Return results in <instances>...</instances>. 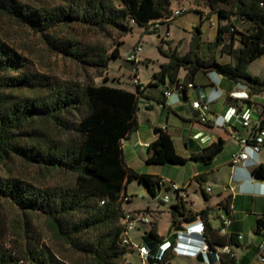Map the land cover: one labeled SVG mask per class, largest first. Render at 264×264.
Instances as JSON below:
<instances>
[{
	"label": "trees",
	"instance_id": "16d2710c",
	"mask_svg": "<svg viewBox=\"0 0 264 264\" xmlns=\"http://www.w3.org/2000/svg\"><path fill=\"white\" fill-rule=\"evenodd\" d=\"M180 1L0 0V18L41 36L52 52L84 72L102 76L110 70L112 60L121 58L123 42H117V48L109 54L77 38L61 39L57 37L59 31L81 28L123 39L138 26L160 36L164 43L161 28L170 27L177 18L173 16V4ZM207 2L211 15L217 17V22H211L217 30L215 39L204 42L201 27H195L185 53L179 46L174 48L173 42L167 43V50L160 49L167 63L143 91L135 85V93L105 83L97 85L92 78L61 81L39 73L0 35V202H10L25 214L45 218L52 241L49 244L36 233L30 236L29 224L25 223L23 234L0 241V264H131L128 257L136 249L124 244L123 221L133 215L123 209L124 203L130 202L127 188L136 181L156 197L165 185L157 176L129 168L124 160L123 143L138 128L139 103L146 90L167 85L172 94H183L190 86L195 88L199 75L216 73L248 87L251 95L264 93V80L248 73L250 65L264 57V0ZM225 56L230 59L228 63H222ZM129 63L136 70L140 64ZM213 64L216 70H210ZM182 71L186 73L184 79H180ZM41 124L50 125L57 136L45 133L39 128ZM156 130L159 134L148 148V166H185L189 161L211 165L225 149V141L219 139L197 156L183 158L176 153L171 135ZM16 162L47 174H67L72 181L53 186L29 183L12 172L9 165ZM252 177L264 181V164L253 170ZM195 180L205 182L203 176ZM168 189L173 190L171 185ZM174 192L178 202L170 207L173 223L197 217L204 228L208 254L219 264H236L232 247L240 242L238 236H220L211 225L209 208L195 213L181 197L184 190ZM201 192L208 202L211 197L207 190L201 188ZM223 208L231 219L232 197ZM151 224L150 236L160 242L156 225ZM255 233L264 237V214L256 220ZM227 247L230 252H226ZM171 250L165 252L160 264H170L167 256Z\"/></svg>",
	"mask_w": 264,
	"mask_h": 264
},
{
	"label": "rangeland",
	"instance_id": "374dc122",
	"mask_svg": "<svg viewBox=\"0 0 264 264\" xmlns=\"http://www.w3.org/2000/svg\"><path fill=\"white\" fill-rule=\"evenodd\" d=\"M28 3L32 0H27ZM177 9H183L184 12L181 17L175 18L170 27L163 25L161 28L162 37H166L168 32L170 33L168 39L162 42L157 35L147 33L145 29L135 26L133 32L127 37L120 39L116 34L108 35L106 33H96L93 31L84 30L81 28H73L68 31H59L57 37L61 39L77 38L84 42L86 45L99 46L108 51L110 54L115 48H117V42H123L120 47L121 58L112 60L110 62V70L100 76L95 72H84L81 67L73 63L68 59L56 55L49 48L45 40L39 36L32 34L28 29L21 28L15 23L10 22L7 19L0 18V35L1 37L19 54L26 56L33 64L35 70L39 73L47 74L61 81H84L87 78H92L97 85L105 83L112 87H120L130 92H137V87L134 84L135 76H137L141 83L148 86L153 80L156 73L161 69V66L166 62V58L160 53V49L167 50V43H172L173 47L179 46V50L185 53L189 48V41L192 38L195 27H201L204 40L215 39L217 30L216 27H211V22H217V17L211 15L212 12L208 6L207 0H181L173 4V11ZM241 29V28H240ZM141 42L143 45V51L139 53V63L137 70L135 66L128 62L127 57L133 48ZM206 49L202 50V54L205 55ZM248 73L253 77H258L264 80V57L254 61L250 67ZM184 79V78H183ZM198 85L205 83L203 77H199L197 81ZM227 90H232L231 96L233 100L224 98L216 105L220 111V114L225 117L226 120L235 117L238 114L239 118L234 125L240 131L243 132V121H250L251 127H261L264 122V94L260 96L253 95L252 98L249 95L248 87L243 84H235L227 81ZM152 92V91H151ZM202 95L206 92L201 90ZM203 97V96H202ZM141 112L138 114L140 122L143 126L148 125L150 122L153 127H162L166 125L165 115L162 108L158 107L156 103H153L154 110H147L143 107V100L140 99ZM188 104L183 102L179 103L177 108H185ZM212 107H215L212 105ZM211 107V108H212ZM201 112L199 116H201ZM211 116V112L208 113ZM190 119H195L194 115ZM170 131L176 139L177 152L181 155L184 154V142L188 139L189 130L185 132V127L179 120L175 119L173 115H170L168 123ZM39 128L50 136H57L56 131L48 125L41 124ZM197 138V137H195ZM226 147L223 153L216 159L214 167H218L214 174L209 177L208 182L205 184L213 189L212 193V210L216 211V204L218 197L226 191H231L234 194L236 200L235 217L238 222L246 227V231L243 233L245 240L242 241V245L245 243H251L256 240L254 237L252 228H250V222L254 219L251 216L252 207L250 205L251 200L237 197L235 190L236 184L230 176V170L227 164L234 151L237 150V143L232 140H224ZM146 152V151H145ZM261 157L264 164V148L262 150ZM12 172L15 175L22 176L24 180L29 183L36 184L38 186H53L68 184L72 181V177L67 174L52 172L50 174L43 173L35 167H29L20 162L9 165ZM137 167V166H135ZM145 171H156V166H148L145 163L141 165ZM255 167L253 170L257 169ZM189 168L185 166H172L163 167V170L168 171L170 176H163L168 180L164 186L158 191L157 196L153 197L148 193L143 185L138 182L131 183L127 188V196L130 202H125L123 205L124 211L129 214H133L136 217L147 216L152 223L154 221L159 222L158 230L161 237L168 238L173 230L169 211L171 205L177 202V194L174 190L168 189V184H175L180 189L188 188L190 181ZM5 174V172H3ZM191 199L189 202H193L194 208L201 209L207 207L208 203L204 198L201 189L197 184H193L188 189ZM249 205V206H248ZM264 205V202H263ZM29 213H23L19 208L10 202H0V241H8L12 237L18 234H23V226L25 223L29 224V235L40 234L46 238V241L50 244L51 234L48 230V223L45 218L30 216ZM214 216V214H213ZM214 223L220 225V221L214 217ZM135 230L131 231L128 235L133 242V246L137 249L140 245H146L151 253V260L146 264H155L156 256L159 254L160 245L156 244V241L151 238L150 234L153 230L152 224L143 225L140 222H136ZM193 227V226H192ZM191 227V228H192ZM237 256L240 262L245 260V263H251L252 256H248L244 251L239 250ZM128 261L131 264H144L139 256L138 251L129 255ZM173 264H193V260L188 257H177L172 260Z\"/></svg>",
	"mask_w": 264,
	"mask_h": 264
},
{
	"label": "crops",
	"instance_id": "0c3cea01",
	"mask_svg": "<svg viewBox=\"0 0 264 264\" xmlns=\"http://www.w3.org/2000/svg\"><path fill=\"white\" fill-rule=\"evenodd\" d=\"M158 38H160V36H158ZM204 42L208 43V42H211V40H204ZM229 61L230 59L226 56L222 58V63H228ZM165 63H167V59H166V62H164L163 64ZM185 75L186 73L182 71V73L180 74V79H183ZM199 77H203L205 81L203 85H198L197 81ZM227 81H230V80L225 79L224 77L216 73L199 75L196 78L195 88H192V89L188 88L186 93H183V94L179 93L178 91H173V94L170 97L165 96V92L170 90V87H168L167 85H154L152 87H149L146 90L142 98L143 107L147 110H154L153 103H156V105L162 108L163 110V113L165 115L166 125L162 127H153V125L150 122H148V125L143 126L138 116L137 130L133 132L132 134H130L124 140V143H123L124 160L127 166L140 174L157 176L161 178L165 184L168 183V180L163 178V176H170V173L168 171L163 170V167H168V166H156V171L155 170L145 171L141 167L142 163H145L148 157V148H144L142 144H152L156 140V137L153 134L156 128L165 130L167 133L171 135L172 139L174 140L176 153L183 158H190L188 157L189 154H191V157L197 156L200 152H202L204 148L208 147L214 142H217L219 139H223V140L233 139L238 144L237 142L238 138L249 137L252 134V131L256 126L251 127V128L250 127L245 128L244 127L245 121H243L242 127L244 130L242 133H240L237 127L234 126L236 125L235 123L237 122V119L239 118L238 114H235L234 118L232 117L231 119L226 120L225 117L220 114V111L218 107L216 106L218 102H220L224 98L226 99L224 101L225 103L228 100L234 99L231 96L233 91L226 89L228 85ZM201 90L205 91L206 93L202 95V93H200ZM261 94H264V93H261ZM261 94L255 95V96H260ZM249 95L252 98L253 95L250 94V90H249ZM194 101H200V102L211 101L212 102L211 107L212 105L215 106V107L210 108L212 120L208 124L202 123L200 121L201 119V116H199L200 111L195 110L192 106ZM181 102L188 104V106L185 108H177L176 106H178L179 103ZM141 109L142 108L140 107L138 114L142 111ZM170 115H173L175 119L179 120V122L182 123V125L185 127V130H184L185 132L189 130V135L187 137L188 139H186L184 142L185 150H184L183 155L177 152L176 139L172 133L176 131L169 130L168 123L170 120ZM192 115H194L195 119H190ZM262 128H264V122H263ZM225 147H226V143H225ZM237 147L238 148L236 151H234V153L239 151L240 149L239 145H237ZM261 154L262 152L259 155L251 154V159L248 162L243 163L237 167H232L230 165V161L228 163H225V166L229 164L228 167L230 170L231 179L233 180V183L237 185L236 190H235L237 197L251 200V203H250L252 207L251 216H253L254 219H252L250 222V226H251L250 228H252V231H253V234L256 240L251 243H245L244 245H242V241L245 240V236L243 233L246 231L245 230L246 227L242 226L238 222V219H236L235 217L236 200L234 198V194L230 190L226 191V193L218 197V201L216 204V208H217L216 211L212 210L213 206L211 205L213 202L212 200L213 189H212V192L209 194L211 199L207 202L208 203L207 207L196 209L194 208V205H193L194 203L189 202L191 197H190V194L188 193V189L191 186H193L194 183L197 184L200 189L202 188L206 190L207 188H210L209 186H206L205 184L208 182L209 177L213 175L215 170L218 168V167H214V164H215L216 159L220 155L214 160V162L211 165H205L203 163H195L194 161H189L188 164L185 165V167L187 168L192 167V168H189V171H190L189 176L191 179L189 181L188 188L183 189L184 192L181 194V197L187 203V207L195 213L203 209L209 208L211 210L210 212L211 225L213 229L217 231L218 233L220 232V228L222 226V217L226 215V209L224 208L222 209V206L226 204L227 199H229L230 197L233 198V211L231 214L232 225L229 228V234L243 237V240H241L240 242H237V245L232 247L237 257L236 264L256 263L258 259V254H259L258 246L261 243L262 238H263L261 236L256 235L255 229H256V220L264 214V205H263L264 181L255 180L252 177L253 169L263 164V158L261 157ZM199 176H203L205 182H202V183L197 182L195 178ZM212 217H214L216 220H219L220 225L215 224L214 219ZM169 218H170L173 230L171 231L168 238L161 237V235L159 234V230H158L159 222L157 220L153 222V224L156 225L157 234L161 238L160 242H156V244L160 245L161 247L159 248L160 252L158 256H156L155 264H160L161 260L165 257V252L169 248H172V250L170 251V254L167 256L169 258L170 264H173L172 260L177 257L191 258L193 260V264H219V262L215 261L212 255L208 254V252H198V249L201 247V244L198 239L197 233L201 230L203 226L202 222H200L199 219H198V223L195 224L192 228H189L188 233L185 234V233H174V228L179 224L173 223V217L170 211H169ZM220 236L223 237L225 235L220 234ZM144 246L146 247V245ZM239 250L244 251L248 256L249 255L252 256L253 261H251V263H245V260L243 262H240L237 256V252ZM150 260H151V253H150L148 261Z\"/></svg>",
	"mask_w": 264,
	"mask_h": 264
},
{
	"label": "built area",
	"instance_id": "2783aa9c",
	"mask_svg": "<svg viewBox=\"0 0 264 264\" xmlns=\"http://www.w3.org/2000/svg\"><path fill=\"white\" fill-rule=\"evenodd\" d=\"M184 10L183 9H177L173 11V16L174 17H180L183 14ZM212 26L214 24L212 23ZM169 35L166 36V39H168ZM143 51V45L142 43L138 44L128 55L127 60L129 62H134V63H139L138 57L139 53ZM134 84L137 86H141V90H144V85L141 83L139 78H136L134 81ZM190 86L189 88H191ZM166 97L172 96L171 91L165 92ZM211 101L207 102H200V101H194L192 106L195 110L200 111L201 114V119L200 121L202 123L208 124L212 118L211 116H208V113H210V108H211ZM251 126L250 121H245L244 122V127L249 128ZM238 145L240 147L239 151L234 153L231 156L230 160V165L232 167H237L243 163L248 162L251 159V154L254 155H259L264 147V128H259L256 127L255 131L252 132V134L249 137H240L237 139ZM144 148H149L150 144H142ZM171 185L173 190H178L180 189L178 186L175 184H169ZM207 192L210 194L212 192L211 188L206 189ZM136 222H140L143 225H149L152 223L149 217L143 216V217H136L135 215H127L126 219L123 221V225L126 228V237L124 238V244L132 245V242L129 238V233L131 231L135 230V224ZM232 225V220L228 218L226 215L222 217V226L220 228V234L221 235H228L229 234V228ZM198 234V239L200 241L201 247L198 249V252H208L209 246L208 244L204 241V228L202 226L201 230L197 233ZM238 239L241 241L243 240L242 236H238ZM134 247V246H133ZM135 248V247H134ZM136 249V248H135ZM144 263H146L149 259L150 252L149 250L144 246H138L136 249ZM226 252H230L231 250L227 247ZM258 259L257 262H264V237L262 238L261 243L258 246Z\"/></svg>",
	"mask_w": 264,
	"mask_h": 264
},
{
	"label": "water",
	"instance_id": "95a60500",
	"mask_svg": "<svg viewBox=\"0 0 264 264\" xmlns=\"http://www.w3.org/2000/svg\"><path fill=\"white\" fill-rule=\"evenodd\" d=\"M210 70H216V65L213 64L211 67H210ZM250 82V81H248ZM157 129V128H156ZM154 130L153 134L155 137L158 136V131L157 130ZM188 157H191V154L188 155ZM195 163H197L196 161H194ZM172 166H176L178 167V165H172ZM198 223V218H194L193 220L191 221H185L184 223L182 224H179L177 225L175 228H174V233H188L189 231V228H191L192 226H194L195 224Z\"/></svg>",
	"mask_w": 264,
	"mask_h": 264
}]
</instances>
